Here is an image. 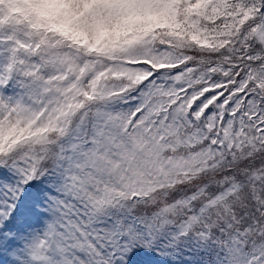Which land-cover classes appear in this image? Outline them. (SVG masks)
<instances>
[{
  "label": "snow or ice",
  "instance_id": "1",
  "mask_svg": "<svg viewBox=\"0 0 264 264\" xmlns=\"http://www.w3.org/2000/svg\"><path fill=\"white\" fill-rule=\"evenodd\" d=\"M0 264H264V0H0Z\"/></svg>",
  "mask_w": 264,
  "mask_h": 264
}]
</instances>
